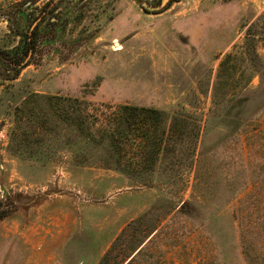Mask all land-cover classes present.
<instances>
[{
    "label": "rangeland",
    "instance_id": "obj_1",
    "mask_svg": "<svg viewBox=\"0 0 264 264\" xmlns=\"http://www.w3.org/2000/svg\"><path fill=\"white\" fill-rule=\"evenodd\" d=\"M160 3L0 0V264H264V0Z\"/></svg>",
    "mask_w": 264,
    "mask_h": 264
},
{
    "label": "trees",
    "instance_id": "obj_2",
    "mask_svg": "<svg viewBox=\"0 0 264 264\" xmlns=\"http://www.w3.org/2000/svg\"><path fill=\"white\" fill-rule=\"evenodd\" d=\"M170 3L168 2L167 5L165 6V9L167 7H169ZM34 42H35V38L34 37H30L29 39L25 40V43H23V45H21V50L17 51V50H13L12 52H7L6 55L1 56L0 55V61L2 63L7 64L8 69H15L22 63L23 59L27 57V55L32 51V49L34 48ZM181 109V108H179ZM179 113H181V110H178ZM160 116H161V112L157 109H153V108H143V107H136V106H130V105H123L121 106L117 112H115L114 116H113V121H115L114 123L116 125H125L127 131L126 132L127 135H129V137L131 135H135L134 133V128L136 127V125H138V121L140 119V117L142 118V121L145 122L143 129H144V140H142V142L139 145V150L140 151H148L150 150V141L152 139V137H156V135H164L165 134V130L166 128L164 127L163 129L159 130V123H160ZM173 120H179V121H185L186 117L184 118H178L175 117L173 118ZM118 129V128H117ZM117 129H113V131L109 132L108 138L111 139V145L114 147L117 146V140L115 137H121V139H123L125 136L122 137L123 135V131L117 130ZM161 141V140H160ZM162 143V142H161ZM155 144V143H154ZM157 147L160 150L161 144H159V142L157 143ZM143 153H147V152H143ZM160 153V152H159ZM119 166H117L116 169H118V167H120V164H118ZM235 223H237L235 221ZM236 225V241L238 243L239 246V254L242 258V261L247 263V264H258L260 263V260L256 259L254 262L252 261V257L253 255H251L250 252V239H246L244 234L242 232H237V230H239V225L240 222H238V224ZM256 252V249H254V251L252 252L253 254ZM260 257H262V253L259 255ZM101 264V263H99Z\"/></svg>",
    "mask_w": 264,
    "mask_h": 264
},
{
    "label": "water",
    "instance_id": "obj_3",
    "mask_svg": "<svg viewBox=\"0 0 264 264\" xmlns=\"http://www.w3.org/2000/svg\"><path fill=\"white\" fill-rule=\"evenodd\" d=\"M169 2V0H161V3H160V7H158V6H148L150 9H152V10H156V9H161V8H163V7H165L166 6V4Z\"/></svg>",
    "mask_w": 264,
    "mask_h": 264
}]
</instances>
